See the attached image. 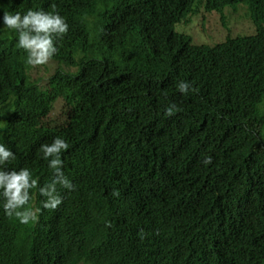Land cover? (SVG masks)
<instances>
[{
  "label": "trees",
  "instance_id": "1",
  "mask_svg": "<svg viewBox=\"0 0 264 264\" xmlns=\"http://www.w3.org/2000/svg\"><path fill=\"white\" fill-rule=\"evenodd\" d=\"M53 4L70 28L44 80L3 16ZM240 4L256 32L209 45L175 29L196 0H0V143L17 154L8 168L50 182L38 150L60 136L75 185L58 188L55 211L34 195L28 225L0 207V264H264V0L205 8ZM180 81L197 91L180 93ZM59 99L65 119L52 123ZM171 104L180 111L168 117Z\"/></svg>",
  "mask_w": 264,
  "mask_h": 264
},
{
  "label": "clouds",
  "instance_id": "2",
  "mask_svg": "<svg viewBox=\"0 0 264 264\" xmlns=\"http://www.w3.org/2000/svg\"><path fill=\"white\" fill-rule=\"evenodd\" d=\"M3 25L18 34L17 47L27 53L26 63L32 67L47 64L57 54L56 41L62 39L70 28L66 17L59 13L55 4L47 12L34 9H28L24 13L5 11ZM177 88L184 95L197 91L188 81H180ZM179 111L175 104H171L165 115L171 117ZM69 148L68 141L60 136L55 137L50 144L41 145L38 154L53 172L51 181L41 186L39 178L29 167L18 170L8 168L17 159V154L9 146L0 143V207L5 216L14 217L22 225L37 221L40 209L30 206L37 194L43 198L44 209L55 211L63 204V196L58 188L69 192L75 190V185L63 171L62 154ZM203 163L205 166L211 164L212 158L205 157ZM113 194L118 195V192Z\"/></svg>",
  "mask_w": 264,
  "mask_h": 264
},
{
  "label": "rangeland",
  "instance_id": "3",
  "mask_svg": "<svg viewBox=\"0 0 264 264\" xmlns=\"http://www.w3.org/2000/svg\"><path fill=\"white\" fill-rule=\"evenodd\" d=\"M205 1L196 0L197 13L188 16L187 20L178 23L175 27L177 31L190 35L195 43L214 45L226 40L228 36L236 37L256 32V26L251 20L246 5L228 6L223 13L217 11L208 12L205 8ZM56 67L57 63L50 60L45 65L34 67L31 74L35 78L42 77L45 80L53 73ZM262 107L264 110V104ZM65 109V102L62 99L57 100L48 119L52 123L64 121Z\"/></svg>",
  "mask_w": 264,
  "mask_h": 264
}]
</instances>
